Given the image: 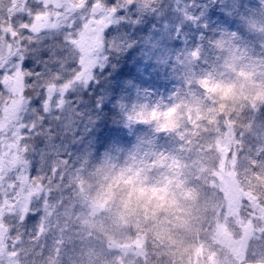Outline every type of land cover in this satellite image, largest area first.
<instances>
[{
    "label": "rangeland",
    "instance_id": "obj_1",
    "mask_svg": "<svg viewBox=\"0 0 264 264\" xmlns=\"http://www.w3.org/2000/svg\"><path fill=\"white\" fill-rule=\"evenodd\" d=\"M172 7L164 11L159 0L155 11L136 9L143 35L139 30L134 42L136 30L128 31L135 45L125 71L134 66L140 79L119 90L109 108L120 118L108 124L123 125L124 136L110 138L93 163L90 146L102 143L94 124L83 133L75 164L52 186L60 196L51 202L54 214L45 218L43 235L14 234L6 216L0 218L4 264H81L84 251L88 264H148L153 243L172 252L164 264H264V100L256 98L264 90V23H255L264 20V0H184ZM118 22L109 36L120 38ZM241 60L256 79L236 80L231 98L203 86L202 77L213 74L231 83ZM129 162L163 171L178 199H185L184 188L194 192L190 223L173 228L175 218H153L151 206L129 217L96 204L105 169ZM154 236L164 237L155 242ZM195 238L193 255L181 254Z\"/></svg>",
    "mask_w": 264,
    "mask_h": 264
},
{
    "label": "snow or ice",
    "instance_id": "obj_2",
    "mask_svg": "<svg viewBox=\"0 0 264 264\" xmlns=\"http://www.w3.org/2000/svg\"><path fill=\"white\" fill-rule=\"evenodd\" d=\"M158 2L0 0V218L14 234L39 237L54 214L52 186L75 164L102 103L98 70L126 46L108 29Z\"/></svg>",
    "mask_w": 264,
    "mask_h": 264
},
{
    "label": "clouds",
    "instance_id": "obj_3",
    "mask_svg": "<svg viewBox=\"0 0 264 264\" xmlns=\"http://www.w3.org/2000/svg\"><path fill=\"white\" fill-rule=\"evenodd\" d=\"M255 23L260 26L264 20L257 19ZM225 45L222 42L220 47L227 52L228 49ZM226 60L230 66H233V61L228 55ZM234 67L235 72L231 83L227 80H220L213 74L202 77L203 86L211 87L217 95H220L221 91L227 92L231 98L232 95L236 94V80L241 77L249 82L256 79V73L247 66V62L236 61ZM256 98L264 100V90H261ZM147 118L150 121L152 119V117ZM105 174L108 180L103 186V192L99 198L94 195L95 203L103 205L105 210H118L119 215L131 217L138 210L151 206L153 218L156 216L174 217L173 228H180L182 225L190 223V217L194 213L193 204L196 200V194L188 188H184L185 199H178L176 190L173 189V179L165 175L163 171L159 174L155 170L145 171L129 162L115 163L114 167L105 169ZM180 187L177 184V189ZM80 261L81 264H88L86 251L81 254Z\"/></svg>",
    "mask_w": 264,
    "mask_h": 264
},
{
    "label": "trees",
    "instance_id": "obj_4",
    "mask_svg": "<svg viewBox=\"0 0 264 264\" xmlns=\"http://www.w3.org/2000/svg\"><path fill=\"white\" fill-rule=\"evenodd\" d=\"M161 1H162V6L164 7V11H168L170 8H173L172 6H173L174 1H175V3H178V7H183V5H184V0H161ZM170 14L174 15V13H172V12ZM131 22H133V20L129 19L126 21H119L117 23L116 28L118 29V32H120V37H122L124 40V43L126 45L124 47V49L126 52L123 53L124 52V50H123V52H120L118 55L113 56L114 58L110 59L111 63L110 62L107 63V67H105L104 69L98 70L99 84L93 85L94 91L98 92L99 95L103 98L102 103L96 109V117L98 119H97L96 123H93L94 127L97 129L93 132V134H96L97 143L100 142V143H102V145H98V144L96 145L95 143H93L90 146L92 151L95 150V153L91 154L93 157V158H91V162H93V163H95L99 160V158L102 155V152L105 150L106 145H108V141H110L112 139V137L116 138V136H119L120 133H121L120 137L124 136L122 133L123 125H121V124H117V125L108 124L111 119L119 120V118H120V115H117L113 112L111 113L109 108H111L113 106L114 98L117 96V93L119 90H123L124 88H127V87H132L131 86V84H133L132 80L135 81V80H137V78L140 79V75H138V71L134 68V66H131L134 70L129 69L131 71V73L125 71V66L127 63L126 60L128 58H132V56L134 55V53H133L134 48L130 49L129 51H128V48H129V46L135 45L133 43V41L134 42L137 41V38L139 35V30H140L141 34L143 35V30L140 26V21H138V26H135V29H132V30L129 27ZM128 31H130L131 33H133L135 31V34L132 36L133 41L131 40V38H127ZM127 44H128V46H127ZM138 44L140 45L141 42H139ZM122 63L124 64L123 66H121ZM117 66H118V69H116ZM114 69H116V70L114 71ZM107 127H109V128H107ZM208 134L212 135L214 133L208 132ZM106 141H107V143H106ZM205 162H208V164H210L213 162V160L211 162L208 159ZM206 179H207V181L209 180V178H207V176H206ZM204 182L205 181H203L202 185L205 186ZM205 183L207 185H209L207 182H205ZM206 188H207V186L204 187V189H206ZM5 220L7 221L8 226L14 227L13 222H12L10 217L6 216ZM4 224H6V223L4 222ZM154 237H155V242H158V241H162L164 236H154ZM195 241H196V238L193 240V243H191V244L186 242L188 244L187 247H189V249L186 250V247H185L184 250L182 249L179 252L181 254L193 255V252L195 250H197V246H196L197 243H194ZM186 243H183V244L187 245ZM147 244L152 245V240L148 241ZM153 246H155V247L151 249L150 256H146V259L148 260V264H164L163 260L169 259V255L172 252H164V251L160 250L155 243H153ZM193 246H195V249H190Z\"/></svg>",
    "mask_w": 264,
    "mask_h": 264
},
{
    "label": "water",
    "instance_id": "obj_5",
    "mask_svg": "<svg viewBox=\"0 0 264 264\" xmlns=\"http://www.w3.org/2000/svg\"><path fill=\"white\" fill-rule=\"evenodd\" d=\"M196 57V56H195Z\"/></svg>",
    "mask_w": 264,
    "mask_h": 264
}]
</instances>
